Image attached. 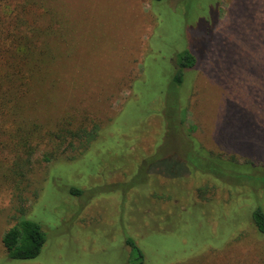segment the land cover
Wrapping results in <instances>:
<instances>
[{"label":"rangeland","instance_id":"374dc122","mask_svg":"<svg viewBox=\"0 0 264 264\" xmlns=\"http://www.w3.org/2000/svg\"><path fill=\"white\" fill-rule=\"evenodd\" d=\"M226 1L217 21V0H44L69 23L56 61L34 74L45 84L31 86L26 117L100 130L75 160L79 144L45 139L0 150V264H138L127 237L143 264H264L252 221L264 213V71H241L249 23L224 30L225 57L207 46ZM188 47L206 54L204 71L185 69L178 85ZM21 219L47 236L33 260L5 258L1 238ZM209 248L224 253L200 261Z\"/></svg>","mask_w":264,"mask_h":264},{"label":"trees","instance_id":"16d2710c","mask_svg":"<svg viewBox=\"0 0 264 264\" xmlns=\"http://www.w3.org/2000/svg\"><path fill=\"white\" fill-rule=\"evenodd\" d=\"M148 1L151 4L162 0ZM219 3L220 0H217V12L213 19H217L221 12L224 14L219 10ZM226 4L227 11L231 8V13L218 22V31L221 35L216 38L214 33L212 40V36L208 39L207 46H214L217 56L225 57L229 51L224 53L225 46L222 42L224 32L231 33L230 31L235 30L238 24L243 27L244 32L246 24L249 23L245 29H249L250 32L244 34L254 46L244 49L241 47L240 53L237 54L243 57L241 71L251 72L258 77L257 75L264 71V60L260 59V55H264V0H227ZM46 5L44 0H0V150L13 147L16 154H20L22 151L24 153L26 148L35 147L34 145L45 139L51 146L65 144L67 148H74L79 144L78 148L81 150L70 158L75 160L88 151L89 145L98 136L100 126L92 124L90 127H84L65 122L56 124L51 130L50 127H41L26 117L31 86L36 84L41 88V85L45 84L43 80H37L39 76L34 74L43 73L47 62L56 61L59 47L57 44H61L69 23ZM120 19L123 17L117 15L115 22ZM159 19L160 16L154 13L153 31L160 22ZM119 31L121 30L112 33L110 37L114 38ZM53 47L54 50L51 51ZM176 57L177 72L173 80L180 85L183 71L188 68H201V59L205 61L206 54L203 53L202 57L199 50L188 47L177 53ZM200 71L203 72L204 68ZM135 80V77L130 80L129 89ZM212 157L215 160L218 158ZM261 181L264 185V173ZM68 192L75 198L82 195V191L74 187ZM252 221L257 232L263 234L264 213L260 209L252 213ZM137 240L138 238L127 237L124 244L131 255L140 260L137 263L143 264L144 252ZM46 243L47 236L43 228L31 219L19 220L1 238L5 258L10 260H33L39 256ZM221 249L223 248H209L200 261H203L208 253L206 260H218V256L224 253Z\"/></svg>","mask_w":264,"mask_h":264}]
</instances>
